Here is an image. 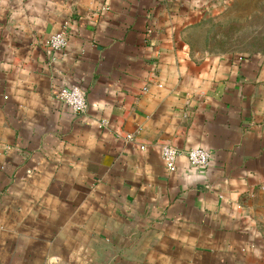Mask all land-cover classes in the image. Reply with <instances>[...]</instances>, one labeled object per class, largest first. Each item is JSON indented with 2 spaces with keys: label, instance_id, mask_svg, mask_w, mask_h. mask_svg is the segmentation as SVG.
Instances as JSON below:
<instances>
[{
  "label": "crops",
  "instance_id": "crops-1",
  "mask_svg": "<svg viewBox=\"0 0 264 264\" xmlns=\"http://www.w3.org/2000/svg\"><path fill=\"white\" fill-rule=\"evenodd\" d=\"M222 1L0 0V264H264V54L207 49Z\"/></svg>",
  "mask_w": 264,
  "mask_h": 264
},
{
  "label": "rangeland",
  "instance_id": "rangeland-1",
  "mask_svg": "<svg viewBox=\"0 0 264 264\" xmlns=\"http://www.w3.org/2000/svg\"><path fill=\"white\" fill-rule=\"evenodd\" d=\"M203 20L208 50L264 54V0H224Z\"/></svg>",
  "mask_w": 264,
  "mask_h": 264
},
{
  "label": "built area",
  "instance_id": "built-area-1",
  "mask_svg": "<svg viewBox=\"0 0 264 264\" xmlns=\"http://www.w3.org/2000/svg\"><path fill=\"white\" fill-rule=\"evenodd\" d=\"M67 25L52 33L47 44L56 51L66 48L68 44ZM57 97L67 102L77 113H84L88 108L86 91L78 84L65 85L57 92ZM182 150L174 145L166 144L162 148V158L168 169L173 170L178 157L182 154ZM189 162L192 165L207 166L209 165L212 151L203 146L192 147L186 152Z\"/></svg>",
  "mask_w": 264,
  "mask_h": 264
}]
</instances>
